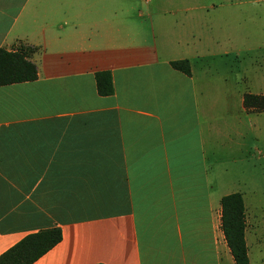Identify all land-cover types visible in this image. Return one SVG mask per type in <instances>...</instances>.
<instances>
[{
    "label": "crops",
    "instance_id": "0c3cea01",
    "mask_svg": "<svg viewBox=\"0 0 264 264\" xmlns=\"http://www.w3.org/2000/svg\"><path fill=\"white\" fill-rule=\"evenodd\" d=\"M194 1L0 0V47H37V77L0 84V253L60 224L30 264H237L221 201L235 190L210 175L231 150L233 84L196 71L207 37L167 53L155 26ZM243 198L248 264H264V195Z\"/></svg>",
    "mask_w": 264,
    "mask_h": 264
},
{
    "label": "rangeland",
    "instance_id": "374dc122",
    "mask_svg": "<svg viewBox=\"0 0 264 264\" xmlns=\"http://www.w3.org/2000/svg\"><path fill=\"white\" fill-rule=\"evenodd\" d=\"M198 2L204 6L188 13H154L158 40L168 53L177 48V34L192 41L194 35L208 38L204 42L210 49L198 59L196 71L204 69L207 76L222 81L227 77L228 86L233 84L234 112L231 150L210 169V175L213 182L219 177L228 182L224 191H241L246 199L264 195V110L246 112L241 101L246 91L264 92V0ZM218 187L217 182L214 189Z\"/></svg>",
    "mask_w": 264,
    "mask_h": 264
},
{
    "label": "trees",
    "instance_id": "16d2710c",
    "mask_svg": "<svg viewBox=\"0 0 264 264\" xmlns=\"http://www.w3.org/2000/svg\"><path fill=\"white\" fill-rule=\"evenodd\" d=\"M37 47L18 43L13 48L0 47V84L32 80L37 77V64L32 54ZM171 65L186 74L191 73L188 58L172 59ZM97 91L110 94L114 91L110 70L95 72ZM243 105L247 111L264 110V93L246 91ZM222 228L226 241L237 264H248L247 246L244 238L246 225L244 198L241 191L224 194L222 199ZM62 238V227L54 224L26 233L14 244L0 253V264H30ZM104 264V263H98Z\"/></svg>",
    "mask_w": 264,
    "mask_h": 264
}]
</instances>
